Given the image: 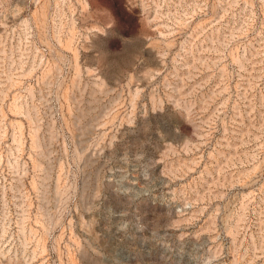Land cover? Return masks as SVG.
Segmentation results:
<instances>
[{"label": "rangeland", "instance_id": "1", "mask_svg": "<svg viewBox=\"0 0 264 264\" xmlns=\"http://www.w3.org/2000/svg\"><path fill=\"white\" fill-rule=\"evenodd\" d=\"M0 264H264V0H0Z\"/></svg>", "mask_w": 264, "mask_h": 264}]
</instances>
